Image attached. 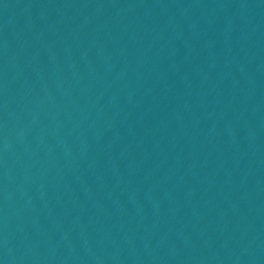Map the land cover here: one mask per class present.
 Instances as JSON below:
<instances>
[{
  "label": "water",
  "instance_id": "obj_1",
  "mask_svg": "<svg viewBox=\"0 0 264 264\" xmlns=\"http://www.w3.org/2000/svg\"><path fill=\"white\" fill-rule=\"evenodd\" d=\"M0 264H264V0H0Z\"/></svg>",
  "mask_w": 264,
  "mask_h": 264
}]
</instances>
